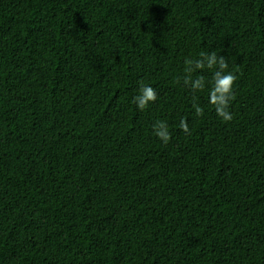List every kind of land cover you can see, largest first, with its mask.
I'll list each match as a JSON object with an SVG mask.
<instances>
[{
  "label": "trees",
  "instance_id": "16d2710c",
  "mask_svg": "<svg viewBox=\"0 0 264 264\" xmlns=\"http://www.w3.org/2000/svg\"><path fill=\"white\" fill-rule=\"evenodd\" d=\"M0 264H264V0H0Z\"/></svg>",
  "mask_w": 264,
  "mask_h": 264
},
{
  "label": "clouds",
  "instance_id": "9594fccd",
  "mask_svg": "<svg viewBox=\"0 0 264 264\" xmlns=\"http://www.w3.org/2000/svg\"><path fill=\"white\" fill-rule=\"evenodd\" d=\"M186 63L189 67L187 72L191 73L197 69H203L205 66L212 69L218 68L213 76L212 87L209 92V103L215 108L217 116L222 118L225 122H230L233 119L232 114L228 111L231 101L234 99L233 87L237 80V76L231 72H225L228 68V63L223 56H217L213 51L210 54H206L202 59L195 61L188 60ZM184 83L190 85L193 91H202L205 88V80L203 77H197L192 80L191 76H188ZM157 100V93L154 88L149 85H143L140 88V94L134 98V103L140 110H144L150 103H154ZM197 116L203 115V108L194 105ZM180 129L185 134H190L188 123L185 120H181L179 124ZM155 135L165 144H167L171 135L168 130V126L163 121H157L153 125Z\"/></svg>",
  "mask_w": 264,
  "mask_h": 264
}]
</instances>
